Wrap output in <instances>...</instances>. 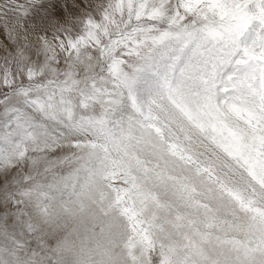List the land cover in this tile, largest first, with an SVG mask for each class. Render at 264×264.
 <instances>
[{
    "label": "snow or ice",
    "instance_id": "6c2138e0",
    "mask_svg": "<svg viewBox=\"0 0 264 264\" xmlns=\"http://www.w3.org/2000/svg\"><path fill=\"white\" fill-rule=\"evenodd\" d=\"M63 2L0 0V264H64L53 223L93 193L125 264H264V0ZM145 70L161 90L109 127Z\"/></svg>",
    "mask_w": 264,
    "mask_h": 264
},
{
    "label": "clouds",
    "instance_id": "9594fccd",
    "mask_svg": "<svg viewBox=\"0 0 264 264\" xmlns=\"http://www.w3.org/2000/svg\"><path fill=\"white\" fill-rule=\"evenodd\" d=\"M82 203L83 210L79 203L74 204L70 213L58 215L53 223V241L64 243V264H113L105 256L106 248L110 249L114 264H125V221L114 209L103 215L95 193Z\"/></svg>",
    "mask_w": 264,
    "mask_h": 264
},
{
    "label": "rangeland",
    "instance_id": "374dc122",
    "mask_svg": "<svg viewBox=\"0 0 264 264\" xmlns=\"http://www.w3.org/2000/svg\"><path fill=\"white\" fill-rule=\"evenodd\" d=\"M69 2L71 3V0H69ZM81 3H83V0H81ZM72 6L74 8H76V10H77L76 14H79V13H81V12L84 11V8H82L80 4H73ZM85 7H87V6L85 5ZM71 14L72 13L69 12V10L65 6L63 0H61L60 11H59L58 14L55 11H53L51 13H46V12H44V11L36 8V9H33L31 11V13L29 14V16L27 17V20L25 22L26 23L31 22V23H34V24H47V23H50V22H63ZM0 42L7 43L6 35L4 34V32H3L2 29H0ZM0 55H2V50H0ZM150 72H152V71L145 70V71L141 72L138 75V77H137L138 79L136 78V80L132 84L131 90H130V94L126 90L125 93L120 97L119 102L116 103L115 105H113V107L109 111V113L106 114V119H107V123H108L109 127H111V123H112L113 126L115 125L117 127L118 124L120 125L123 122L122 119H125L127 117L132 118V115L129 114L131 112L126 113L125 110H122L120 112V109L119 108L122 107V106H125L126 107V106H129V105H132V103H133L132 100L135 98V96L133 98V94L136 93V91L134 90V88L138 85V83H141L143 86L146 85L145 79L147 77H146L145 73H150ZM133 109H135V107L134 108L131 107V109H129V111H131ZM127 114H129V115H127ZM136 114H137V112H136ZM117 117L121 118V121L118 120L119 118H117ZM117 122H118V124H117ZM115 126H114V129H116ZM118 130L119 129H117V131ZM257 190L259 191V186L257 187ZM199 198L200 199H204V197H199ZM174 203H175V201H174ZM179 210L181 212L186 211V209H184V208H180ZM0 211H2V210H0ZM229 219H233V218L231 216H229ZM174 222L175 221H174V213L173 212H165L163 210H161L159 212V219L157 221V224L160 227H162L164 231H162V232L161 231H156L155 232V237H156V239H157L158 242L160 240H164V242L167 243V239H165V237L168 234H172L173 236L175 235L174 230H173V227H172V224ZM238 222L240 224H247L249 221L246 218V216H245L244 213H239V221ZM225 227H227V226H225ZM200 228H201L202 231H207L208 230V229H205L202 225L200 226ZM181 231H184V229H181ZM213 231H217V230L216 229H213ZM235 233H236V231L233 230V231H229L227 233V235L230 238L235 236L236 239H240V240L245 239V233L244 232L241 233V231H238V234L237 235H235ZM220 234L223 235L222 232Z\"/></svg>",
    "mask_w": 264,
    "mask_h": 264
},
{
    "label": "bare ground",
    "instance_id": "6f19581e",
    "mask_svg": "<svg viewBox=\"0 0 264 264\" xmlns=\"http://www.w3.org/2000/svg\"><path fill=\"white\" fill-rule=\"evenodd\" d=\"M145 75L147 77L145 79L146 85L143 86L141 83H138V85L134 88L136 93L133 94V98H134V96H135V98L132 100V102H133L132 105H129L126 107L125 106H122V107L119 106L120 108L118 107L120 109V112L122 110H125L126 113L131 112L129 114L132 115V118H135L137 116L136 111H135L137 107H139L141 109H146L150 105L153 98L161 90L162 85H163V78L161 75H158L157 73H155L153 71L150 73H145ZM133 106L135 107V109L129 111V109H131V107L134 108ZM129 114H127V115H129ZM117 118H119V117H117ZM129 119H130V117L122 119L123 122L120 125L117 122V124H118L117 127L114 125L116 130L125 127L127 125V122ZM118 120L121 121V118H119ZM114 126L111 123V127L114 128ZM256 187H258V186H256ZM228 219H229V217H228ZM241 233H243V232L241 231ZM237 234H238V231H236L235 235H237Z\"/></svg>",
    "mask_w": 264,
    "mask_h": 264
}]
</instances>
